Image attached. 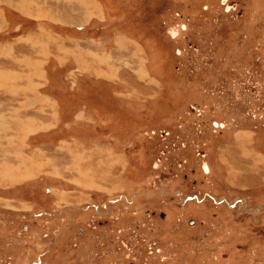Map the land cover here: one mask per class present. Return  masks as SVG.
<instances>
[{
	"label": "rangeland",
	"instance_id": "rangeland-1",
	"mask_svg": "<svg viewBox=\"0 0 264 264\" xmlns=\"http://www.w3.org/2000/svg\"><path fill=\"white\" fill-rule=\"evenodd\" d=\"M91 2L0 8V264H264V0Z\"/></svg>",
	"mask_w": 264,
	"mask_h": 264
},
{
	"label": "crops",
	"instance_id": "crops-1",
	"mask_svg": "<svg viewBox=\"0 0 264 264\" xmlns=\"http://www.w3.org/2000/svg\"><path fill=\"white\" fill-rule=\"evenodd\" d=\"M22 1L23 0H6V2H4V3H2L1 2V0H0V8L1 7H3V9L4 10H2V12H4V15L3 16H7V17H17L18 15L16 14V13H20L22 16H25V17H27V15H25V14H23L22 13V10H23V8L21 7V3H22ZM40 1V0H39ZM88 2H89V4L92 6L93 5V3L91 2V0H54V3H56V5L58 6V9H61V12H64L65 14H67V16L68 15H72V16H76V17H80L82 20H84L85 19V17L87 18L88 17V15L89 14H87L86 16H84V15H81V14H79V12H82V13H89V10H88ZM4 4H6V5H4ZM40 7V6H39ZM54 6H52V8H53ZM16 8H18L19 10H17ZM11 10V11H10ZM79 11V12H78ZM19 17V16H18ZM70 18V17H69ZM4 24H5V22L2 20V19H0ZM21 20V19H20ZM24 19L23 20H21V22L23 23V24H28V20H25L24 22ZM68 21H70V20H68ZM30 22V21H29ZM32 23V22H31ZM66 23V22H65ZM11 25H13V23L12 24H8L7 26V28H12V26ZM60 25H62V24H60ZM60 28H71V26H70V24L69 25H66V26H59ZM34 28H38V30H39V32H40V30H43V28H47L46 26H43V25H35L33 28H28L29 29V32L31 31V30H33V32H32V34H37L38 35V33H37V31L36 30H34ZM41 28V29H40ZM78 28V27H77ZM2 29V28H1ZM64 31H66L65 29H63ZM68 30V29H67ZM57 33V32H56ZM55 33V34H56ZM31 34V35H32ZM62 34V33H61ZM60 33H57L56 35H54V33H52L51 31H50V36L51 37H53V38H58V39H56V41H57V43H59V45L58 46H60V49H67L68 51H69V53L71 52V48H67V46L65 45V43H64V41L62 40V39H64V38H66L65 37V35H61ZM31 35H26V34H24V35H21V36H24V37H26V38H29V37H32ZM35 35H33V36H35ZM48 36H49V34H48ZM26 44V43H25ZM5 45V44H4ZM4 45H2V44H0V49H2V47H6V48H10V45H7V46H4ZM13 45V44H12ZM13 47H14V49H15V51H16V47L17 48H25L26 49V47H25V45L24 44H14L13 45ZM29 50V49H28ZM55 50H58V48H57V46L55 47ZM15 51H12V52H9V51H7L6 52V54H4V55H2V57L3 58H0V59H3V61H4V63L3 64H6L7 66L8 65H12V62H11V59H12V57H14V59L15 58H17V59H24V58H27V60L25 59V61L27 62H24V61H22V62H18L20 65H25V66H27V68H25V69H29V67H30V64H32L31 62H30V56H32L29 52V54L27 55V56H20L19 55V57L18 56H16L15 55ZM91 52H93L92 50H90ZM61 52V51H60ZM94 53V52H93ZM68 54V53H67ZM67 54H64L62 57H64V59H63V62L62 61H59L58 63L59 64H64L65 62H66V60H67V57L66 56H68ZM52 58V57H51ZM1 61V60H0ZM108 64L110 63V61L109 60H105ZM17 63V64H18ZM48 63V61H46V59H45V61H44V59H41V62H40V64H42L41 66L43 67L44 65L46 66V64ZM9 68V67H8ZM45 72V71H44ZM105 73V75H107L106 73H108L109 74V67H108V69H107V72L106 71H103V74ZM117 76V74H114V78ZM3 93H7V90L6 89H4L3 90ZM1 100V99H0ZM3 105H6V106H9V104H10V102H8V101H0ZM21 119H26L24 122H28V118L26 117V118H21ZM0 123H1V119H0ZM3 123H4V121H3ZM17 140L16 141H19V136H17ZM14 137L12 138V139H9L8 140V146H10V147H12V148H14L13 147V145H14Z\"/></svg>",
	"mask_w": 264,
	"mask_h": 264
}]
</instances>
